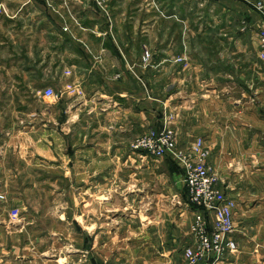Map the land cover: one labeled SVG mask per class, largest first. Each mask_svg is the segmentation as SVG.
Listing matches in <instances>:
<instances>
[{"label":"crops","instance_id":"1","mask_svg":"<svg viewBox=\"0 0 264 264\" xmlns=\"http://www.w3.org/2000/svg\"><path fill=\"white\" fill-rule=\"evenodd\" d=\"M146 1L108 0L110 18L98 12L81 24L49 16L42 77L58 87L46 109L58 107L57 127L44 112L41 125L26 132L0 129V191L7 194L14 182L6 168L27 174L24 187L33 184L29 171L36 165L58 168L65 184L90 190L89 247L78 243L89 250L90 264H188L183 252L192 245L197 209L186 200L184 168L172 156L156 159L132 148L136 137L168 124L180 152L203 139L218 188L237 203L230 236L236 248L199 264H264V18L254 7L258 0H157L165 17L148 16ZM205 6L196 19V8ZM225 15L236 31L211 40L212 23ZM211 41L230 47L216 57ZM183 42L191 51L182 63L176 58ZM148 43L150 64L144 61ZM23 137L19 147L16 138ZM10 194L0 200V264L77 263L80 255L68 254L61 226L34 224L51 212L36 214L26 195ZM63 202L54 216L66 225ZM132 203L138 209L125 211Z\"/></svg>","mask_w":264,"mask_h":264},{"label":"rangeland","instance_id":"2","mask_svg":"<svg viewBox=\"0 0 264 264\" xmlns=\"http://www.w3.org/2000/svg\"><path fill=\"white\" fill-rule=\"evenodd\" d=\"M104 1V7H99L97 0H0V129L8 128V126H17L18 130L26 132L24 129H31V126L41 125L44 112L47 117L50 115L52 119H55L56 122L54 123L53 120L52 126L57 127V118L59 115L58 107H52L49 114L46 112V109H50L48 108L47 103L58 97V87L56 84H48L42 77V59L44 54L43 38L49 35L44 27L48 24L47 19L49 16L56 19L58 17L61 19V22L65 24L68 20H73L76 24H81L78 22L80 18L85 17L90 19V17H94V14H98V12H100L104 19L110 18L111 15L107 7L108 0ZM185 1L186 0H183V2ZM195 1L198 3L204 2V0ZM157 2V0L146 1V7H152L148 8L147 15L154 16V14L159 13L160 16L164 15L165 17V12L167 11H161L157 4H155ZM197 8L195 17L200 20L204 17L205 13L203 12H206L205 9H207V7H201L199 12ZM203 8H205L204 11L202 10ZM174 18L177 19L176 17ZM226 18L227 15L223 16L221 20L212 23L213 27H211L209 31L212 36L211 40H215V38H213L215 35H223L224 33L228 34L236 31L235 26H226ZM67 29L68 28H66V30ZM27 38L29 39L26 40ZM186 44L188 45L186 42L182 43V47L180 48L184 53L181 56H178L176 61L183 63L188 60V57L190 56V52L188 51H191V49H189ZM196 44L199 45V43ZM210 44L212 46L213 54L216 57L218 55L220 56V52L227 50V48L230 47V43L226 42L218 43L217 41H211ZM147 50L149 51L150 56L147 60L144 59V61L150 64L153 59V50L149 43L146 45L144 52ZM262 54L261 57H264ZM10 66H12V68ZM26 68H31L30 70L32 71L27 72L25 71ZM47 89H52L53 92L51 96L45 94ZM165 127L174 131V137L171 143V148L174 153L168 156L174 157L177 162H179L178 164L176 162V165H179L178 167L181 170L183 167L182 161L184 160V156L191 152V148L194 145H192L187 151H178L176 129L168 124ZM20 132L21 131H19V133ZM16 141L18 142L17 145H19V147L25 146L26 144L25 137L16 138ZM132 143H134V140ZM37 156L38 155H36V157ZM151 157L156 158L154 156ZM161 158L163 159V157ZM5 163L8 167L10 166L9 159H7ZM209 166L217 175V172L210 163ZM5 170H8V173H11L10 176L14 177V182L8 187V195L5 192L0 191V194L5 198L4 200L11 196L10 192H13L16 194L12 195H16L17 197L19 195H26L36 214L41 209L49 210L51 216H45L44 218L37 216L34 219V224L40 226V229H42V227H45L46 229V226H49L51 230L60 229L59 226H61V231L65 233H62V242H66V249L68 250L66 251L68 254L71 252L72 255L75 253L80 255L76 258L78 260L77 263H74L90 264L89 250L78 245V243L82 241L85 247H89L87 245H89L91 238L90 190L85 186L82 187L83 189L78 190V188L81 187L73 186L68 182L65 184L60 180V171L58 168L47 170L42 168V166L36 165L34 170L29 171L30 177H34V182L27 187H24L21 179L22 174L27 176L23 170L19 171L13 169L12 171L10 168H6ZM68 173L70 172L68 171ZM2 176L3 178L8 176L6 171H4ZM3 178L1 177V179ZM216 187L219 189L218 185ZM25 188L27 189L24 194H20ZM185 193L187 200L186 186ZM64 199L67 200L66 225L62 224L63 222L59 223L60 219L54 216L58 210L63 209ZM80 199L83 201L82 204L78 203ZM113 204L114 203H112V208L115 209ZM117 204L120 205L121 203ZM75 205H79L80 211L76 210ZM106 205L107 203L105 200H100V209H103L104 207L106 208ZM14 207L15 206H13V209H10V212L18 210V207ZM127 209L125 211L137 210V203H132ZM80 214H82L83 217H79ZM12 218L16 219L18 217L14 214V217ZM104 219L105 217L102 216L99 220L100 222H103ZM63 227L66 228V230L63 229ZM80 231H84L83 235H81ZM191 236L193 247L197 241L194 238L192 231ZM229 236H231V234H229ZM183 256L185 257L184 252ZM74 258L75 256H72V259ZM187 263L189 264L188 261ZM199 263L200 261L197 264Z\"/></svg>","mask_w":264,"mask_h":264},{"label":"built area","instance_id":"3","mask_svg":"<svg viewBox=\"0 0 264 264\" xmlns=\"http://www.w3.org/2000/svg\"><path fill=\"white\" fill-rule=\"evenodd\" d=\"M99 7H104V0H97ZM254 7L264 18V0H258ZM261 43L264 47V30L261 31ZM150 56L147 50L144 59ZM52 89H47L45 94L52 95ZM174 131L164 127L162 130L151 128L143 135L138 136L132 148L144 151L156 158L165 157L174 153L171 148ZM209 152L203 146V139H198L186 156H184V181L187 189V200L197 209L192 225V233L197 243L185 248V259L189 264H197L210 255L220 259L226 249H235L236 244L230 239L233 232V217L236 201L226 199L217 189L218 177L208 163ZM0 200H4L0 194ZM18 216V210L14 211ZM211 214L212 219H209ZM213 220V221H212Z\"/></svg>","mask_w":264,"mask_h":264}]
</instances>
